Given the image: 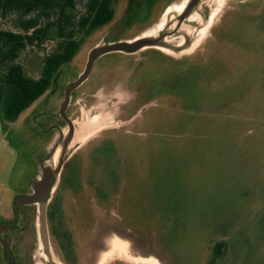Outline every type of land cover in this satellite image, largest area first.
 <instances>
[{
  "label": "rangeland",
  "instance_id": "1",
  "mask_svg": "<svg viewBox=\"0 0 264 264\" xmlns=\"http://www.w3.org/2000/svg\"><path fill=\"white\" fill-rule=\"evenodd\" d=\"M190 1L116 0L112 22L73 39V59L16 121L5 120L2 101L0 225L13 219L15 198L33 192L41 162L59 163L69 132L59 111L90 52L161 36L173 52L99 59L67 109L75 133L49 202L51 258L38 205L24 206L17 229L3 231L10 247L36 264H102L113 246L121 249L105 264L133 257L208 264L222 243L216 264H263L264 7L199 0L184 14ZM85 3L77 0L72 13L79 17ZM14 22L0 13V32L30 35ZM41 39L18 58L34 79L64 42L57 28ZM62 237L70 240L62 245ZM0 264H7L1 243Z\"/></svg>",
  "mask_w": 264,
  "mask_h": 264
},
{
  "label": "trees",
  "instance_id": "2",
  "mask_svg": "<svg viewBox=\"0 0 264 264\" xmlns=\"http://www.w3.org/2000/svg\"><path fill=\"white\" fill-rule=\"evenodd\" d=\"M116 0H86L77 17V0H0L3 17H14L17 29L30 33L0 32V104L5 102L7 122L16 121L20 115L44 96L52 87L63 64L70 62L79 48L73 39L108 25L115 17ZM57 28L64 40L46 60L39 78L26 74L18 62L27 46L42 42L50 30Z\"/></svg>",
  "mask_w": 264,
  "mask_h": 264
},
{
  "label": "water",
  "instance_id": "3",
  "mask_svg": "<svg viewBox=\"0 0 264 264\" xmlns=\"http://www.w3.org/2000/svg\"><path fill=\"white\" fill-rule=\"evenodd\" d=\"M199 0H191L184 11V14L190 10L196 2ZM185 15H182L180 20L184 19ZM164 36L159 38H139L132 42H116L107 44L98 48L93 49L88 57V62L85 68V71L82 75L73 83L69 84L66 92L65 98L60 108V116L68 123L70 127V133L68 137L64 141V152L59 160V163L55 168L51 166H45L41 162L42 167V175L41 177L35 181L33 186V192L28 195H20L15 198L14 206H13V219L11 220V225L8 226L7 223H2L0 225V243L4 249L6 260L10 264H14L12 252L10 249L9 241L2 237V233L5 230H15L17 228V224L19 221L21 208L24 206H39V234L40 240L43 246L46 249L50 248L49 241V232H48V223H47V208L48 204L52 198V195L58 185L60 174L64 167V164L68 160V155H66V149L70 145L74 137V125L72 121L67 117V109L70 105L71 93L78 89L89 77L90 72L92 70L94 62L103 55L114 53V52H123V53H136L140 50L147 47H155V46H164V43L161 41Z\"/></svg>",
  "mask_w": 264,
  "mask_h": 264
},
{
  "label": "flooded vegetation",
  "instance_id": "4",
  "mask_svg": "<svg viewBox=\"0 0 264 264\" xmlns=\"http://www.w3.org/2000/svg\"><path fill=\"white\" fill-rule=\"evenodd\" d=\"M239 2H243V0H239ZM256 2V3H255ZM254 3L252 2L251 3V5H250V7H264V4H259L260 2H261V0H257V1H255ZM255 4V5H254ZM259 4V5H258ZM247 7V6H246ZM210 23V22H209ZM162 42H163V39L161 40ZM164 43V42H163ZM114 53H123V52H114ZM137 53V52H136ZM110 54H112V53H110ZM124 54H128V55H130L129 53H124ZM131 54H135V53H131ZM107 55V54H106ZM103 56H105V55H103ZM103 56H101L100 58H98L95 62H94V64H93V67L95 66V64L99 61V59H101ZM88 62V61H87ZM87 65V64H86ZM93 67H92V70H91V72H90V75H89V77L91 76V74H92V71H93ZM85 71V70H84ZM82 75V74H81ZM89 77L87 78V80L85 81V82H87L88 81V79H89ZM84 82V83H85ZM83 83V84H84ZM82 84V85H83ZM81 85V86H82ZM80 86V87H81ZM68 88V87H67ZM67 90V89H66ZM66 92V91H65ZM72 94V93H71ZM64 98H65V96H64ZM71 101V100H70ZM68 117V116H67ZM73 123V122H72ZM68 124V123H67ZM74 125V124H73ZM69 126V125H68ZM69 133H70V127H69V132H68V135H69ZM74 133H75V127H74ZM68 135H67V137H68ZM66 137V138H67ZM50 207V205L48 204V208ZM23 208V207H22ZM22 208H21V210H22ZM48 208H47V223H48ZM21 212V211H20ZM11 222V221H10ZM10 222H8L7 224H8V226H10L11 225V223ZM18 227V226H17ZM17 229V228H16ZM48 232L50 233V229H49V223H48ZM62 245H63V243L64 242H66V241H69L70 239H68L67 237H62ZM49 241H50V234H49ZM10 245V244H9ZM62 245H61V247H62ZM50 247H51V243H50ZM114 247V246H113ZM219 248V253H221L219 256L220 257H218V258H215V256L213 255V257H212V260L210 259V261H209V263L208 264H216L218 261H219V259L221 258V256H223V254L225 253V248H226V245H224V244H222V243H219V245L217 244V246H216V248ZM63 248V247H62ZM10 249H11V252H12V256H13V261H14V264H36L37 263V261H36V259H37V257H35L34 255H32L31 257H29V255L28 254H25V253H23L22 252V250L18 247V246H16V247H13V246H11L10 247ZM50 248L49 249H46V248H44V251H45V253H46V255H47V257H50L51 258V254H50ZM214 251H216V250H214ZM108 253V252H107ZM212 254H213V250H212ZM106 255V254H105ZM105 255L103 256V260H105ZM263 258H264V256H263ZM4 259H5V261H6V263L7 264H10L7 260H6V257H5V252H4ZM118 260V261H117ZM103 262V261H102ZM219 263H221V261H219ZM49 264H53V263H49ZM103 264V263H102ZM110 264H134V263H127V262H125L124 260L122 261V260H120L119 258H117L116 259V261H113L112 263H110ZM160 264V263H159ZM263 264H264V262H263Z\"/></svg>",
  "mask_w": 264,
  "mask_h": 264
},
{
  "label": "bare ground",
  "instance_id": "5",
  "mask_svg": "<svg viewBox=\"0 0 264 264\" xmlns=\"http://www.w3.org/2000/svg\"><path fill=\"white\" fill-rule=\"evenodd\" d=\"M188 4H189V2L186 3V4L184 5V9H183V11L186 10ZM183 11H182V12H183ZM165 27H166V24L164 23V25L162 26V28H161L160 30L163 31V30L165 29ZM147 48H156V49H159V50H161V51H163V52H165V53L173 54V52L170 51V49H168V47H166V46H155V47H147ZM147 48H144V49H147ZM190 49H191V48H190ZM190 49H189V50H190ZM79 138H80L79 143L84 142L85 139H86V137H82V138L79 137ZM71 145H73V143H72ZM120 249H121V248L118 249V247H115V248L113 247V249H112L111 251H109L108 253H106V255H105V260H103L102 263L105 264V262H107V261H109L110 259H112V258L115 256V254H116L118 251H120ZM128 260H130V262H132V263H134V264H156V263H154V262L148 261V260L145 259V258H134V257H133V258H130V259H128Z\"/></svg>",
  "mask_w": 264,
  "mask_h": 264
}]
</instances>
